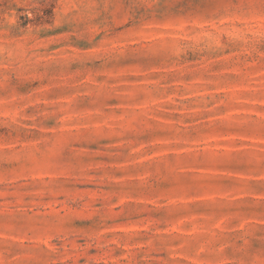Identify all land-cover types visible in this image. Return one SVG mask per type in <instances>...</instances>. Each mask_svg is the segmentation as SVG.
I'll use <instances>...</instances> for the list:
<instances>
[{"label":"rangeland","instance_id":"374dc122","mask_svg":"<svg viewBox=\"0 0 264 264\" xmlns=\"http://www.w3.org/2000/svg\"><path fill=\"white\" fill-rule=\"evenodd\" d=\"M0 264H264V0H0Z\"/></svg>","mask_w":264,"mask_h":264}]
</instances>
